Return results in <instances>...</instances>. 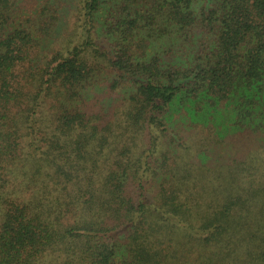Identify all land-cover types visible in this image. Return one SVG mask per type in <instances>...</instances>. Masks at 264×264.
<instances>
[{"label":"trees","instance_id":"16d2710c","mask_svg":"<svg viewBox=\"0 0 264 264\" xmlns=\"http://www.w3.org/2000/svg\"><path fill=\"white\" fill-rule=\"evenodd\" d=\"M0 264H264V0H0Z\"/></svg>","mask_w":264,"mask_h":264}]
</instances>
